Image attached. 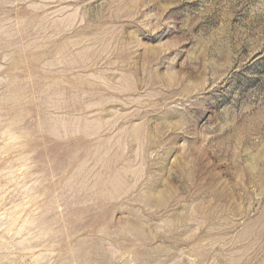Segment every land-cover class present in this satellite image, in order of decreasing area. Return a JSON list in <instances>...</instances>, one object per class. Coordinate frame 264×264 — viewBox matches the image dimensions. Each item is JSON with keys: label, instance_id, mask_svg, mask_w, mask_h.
I'll return each instance as SVG.
<instances>
[{"label": "rangeland", "instance_id": "1", "mask_svg": "<svg viewBox=\"0 0 264 264\" xmlns=\"http://www.w3.org/2000/svg\"><path fill=\"white\" fill-rule=\"evenodd\" d=\"M0 264H264V0H0Z\"/></svg>", "mask_w": 264, "mask_h": 264}]
</instances>
